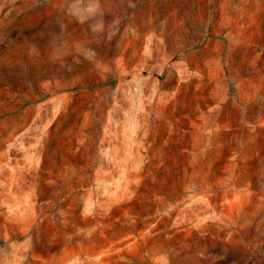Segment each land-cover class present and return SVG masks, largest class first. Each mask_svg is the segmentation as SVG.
I'll list each match as a JSON object with an SVG mask.
<instances>
[{"label":"rangeland","instance_id":"1","mask_svg":"<svg viewBox=\"0 0 264 264\" xmlns=\"http://www.w3.org/2000/svg\"><path fill=\"white\" fill-rule=\"evenodd\" d=\"M0 264H264V0H0Z\"/></svg>","mask_w":264,"mask_h":264}]
</instances>
